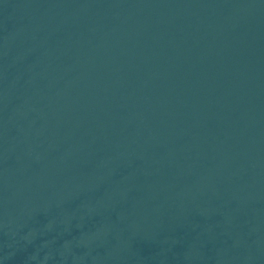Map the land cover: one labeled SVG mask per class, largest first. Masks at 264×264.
<instances>
[{
    "label": "water",
    "instance_id": "water-1",
    "mask_svg": "<svg viewBox=\"0 0 264 264\" xmlns=\"http://www.w3.org/2000/svg\"><path fill=\"white\" fill-rule=\"evenodd\" d=\"M0 264H264V0H0Z\"/></svg>",
    "mask_w": 264,
    "mask_h": 264
}]
</instances>
